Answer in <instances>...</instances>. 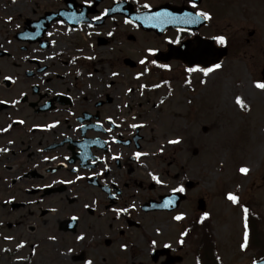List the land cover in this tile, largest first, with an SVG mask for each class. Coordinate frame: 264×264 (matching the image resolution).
Returning <instances> with one entry per match:
<instances>
[{"label":"flooded vegetation","instance_id":"af4514ba","mask_svg":"<svg viewBox=\"0 0 264 264\" xmlns=\"http://www.w3.org/2000/svg\"><path fill=\"white\" fill-rule=\"evenodd\" d=\"M196 2L197 9L191 8L189 0H92L91 7H85L83 0H61L52 12L73 15L71 24L63 19L42 24L47 11L39 6L31 9L30 16L3 22L0 100L8 103L0 104V129L12 127L0 132V148L9 149L0 152V241L11 229L53 225V232L69 239L79 251L70 256L74 263L86 264L90 259L93 264L142 260L171 264L182 259L178 264H184L189 258L196 263L202 238L198 184L189 188V179L176 164L169 165L176 169L173 174L158 166L154 169L151 113L145 97L163 85L171 88L177 79L191 89L199 82L196 75L201 72L186 71L185 64L171 56L172 50L183 47L185 51L188 42L223 34L227 47L213 40L214 44L232 52L233 36L239 33L235 24L242 27V21L230 18L227 28L219 30L224 19L219 17L225 12L217 6H231L234 0ZM145 3L150 11L164 6L181 10L183 18L186 8L205 10L213 19L194 30L182 27L184 32L148 29L134 20L135 14L150 12L142 7ZM105 9L108 16L95 20ZM250 33L242 43H250L256 34L252 31L250 37ZM177 37L179 43H169ZM149 48L156 49L157 55H148ZM145 57L148 62L141 64ZM112 72L119 75L113 77ZM141 73L149 74L148 80ZM13 101L19 103L13 105ZM19 120L25 123H13ZM134 124L144 127L134 128ZM50 125L56 126L46 130ZM138 151L149 155L138 160ZM149 172L173 184H157ZM180 184L186 191L173 193ZM122 208L129 211L117 218L113 210ZM181 213L184 219H173ZM185 231L188 235L182 236ZM79 235L85 239L78 241ZM152 241H156L154 247ZM122 245H127V251ZM21 248L25 251L26 245Z\"/></svg>","mask_w":264,"mask_h":264},{"label":"rangeland","instance_id":"374dc122","mask_svg":"<svg viewBox=\"0 0 264 264\" xmlns=\"http://www.w3.org/2000/svg\"><path fill=\"white\" fill-rule=\"evenodd\" d=\"M60 1L0 0V28L3 22L30 16L37 6L52 12L53 5ZM217 9L225 12L219 17H224L219 30L227 28L230 18L243 25L235 24L234 30L239 33L233 36V50L222 68L207 77L198 73L199 82L192 89L177 79L171 88L163 85L158 92L145 96L149 103L146 109L151 113L153 165L173 174L176 169L169 165L176 164L187 179L198 184L223 264H253L257 252L244 251L241 244L243 207L249 205L264 218V90L255 87V82H262L264 67V0H234L233 5H218ZM252 31L256 34L250 43H242ZM149 77L142 75L146 80ZM205 80L207 83H201ZM237 97L244 108L236 103ZM203 127L209 132L203 133ZM177 138L180 144H168V140ZM194 149L199 152L197 157L192 156ZM244 166L251 169L247 176L239 172ZM161 180L173 184L166 177ZM228 193L238 195L239 203L228 200ZM3 235L12 237L5 241L13 242L7 243L4 238L0 241V264H82L71 261L70 256L79 251L69 239L53 232V225L11 229ZM49 237H55V243ZM21 243L26 245L23 252ZM69 248L74 249L72 254ZM188 261L184 264H195L193 258ZM143 262L136 264H146Z\"/></svg>","mask_w":264,"mask_h":264},{"label":"snow or ice","instance_id":"6c2138e0","mask_svg":"<svg viewBox=\"0 0 264 264\" xmlns=\"http://www.w3.org/2000/svg\"><path fill=\"white\" fill-rule=\"evenodd\" d=\"M13 2H15V0H13ZM189 3H190V6L192 9H197L198 8V5H197V2L196 0H189ZM83 5L85 7H91L92 5V0H83ZM143 8L145 9H149V11L151 10L150 9V5L145 3L142 5ZM109 14V10L108 9H105L103 14L102 15H98L96 17H94L95 20H101L103 19V17L105 16H108ZM162 18H172L171 17V14L168 13V12H160V13H156L155 15H150L148 17H146L147 20H151V21H155V20H160ZM213 19V15L209 12V11H205V10H197L195 11L194 13L193 12H189V13H185V18L181 21L182 23L184 24H198L202 21H211ZM10 22V20H9ZM61 24H63L64 22L63 21H60ZM125 23H131V21H128L126 20ZM179 32H184L185 29L184 28H180L178 29ZM89 35H92V33H89ZM109 36H112L113 35V32H109L108 33ZM212 39L214 41H216V43L220 46H223V47H227L228 45V38L223 35V34H219V35H216V36H213ZM169 43H179V38L177 37L175 40H170ZM147 53L148 55H151V56H156L157 55V50L156 49H153V48H149L147 49ZM87 59H95V57H92V56H89L87 57ZM147 61V57H145L144 59H141L140 60V63L141 64H145ZM151 63H156L155 60L151 61ZM222 63H215L213 64L212 66L210 67H189L186 69V71H188L189 73L191 72H194V71H199V72H202L203 75L205 77H207L211 72L213 71H216V70H219L222 68ZM91 75V74H89ZM119 73L117 72H112V76L115 77V76H118ZM142 75V73H141ZM139 78V77H137ZM5 80H12V77H5ZM187 83H191V80L187 81ZM201 83H207V81H201ZM90 86V85H89ZM111 86V85H109ZM255 87L257 89H260V90H264V82H261V81H257L255 82ZM129 91H131V89H129ZM8 103V101H4V100H0V104H6ZM13 105H15L16 103H19V101H13L12 102ZM236 103L238 105L241 106V108H244L245 105L242 101V99L240 97H237L236 98ZM250 110V109H249ZM109 121L110 123H112L111 121V118H109ZM13 123H19V124H23L25 123L24 120H19V121H13ZM56 125H50V126H46V130L48 128H51V127H55ZM98 127H103L102 124L100 125H97ZM11 127L12 125L9 124L6 128H3V129H0V132H8L11 130ZM132 127H144V125H132ZM108 132H111L112 129L111 127H109L107 129ZM9 143H14L13 141H9ZM181 143V140L180 139H170L168 140V144H171V145H177V144H180ZM9 151V149L7 148H0V152H7ZM41 151H43V149H41ZM164 149L163 147L160 148V152L163 153ZM145 155H149V153H144V152H136L135 153V157L139 160L140 157L142 156H145ZM49 157H45V160H48ZM52 159H55L54 157ZM65 159H69L68 157H65ZM113 159H120L119 156H114ZM251 169L247 166H244V167H241L239 169V172L244 175V176H247L249 175ZM102 174V173H101ZM149 176H151L152 180L155 181L157 184H163L164 182L161 180V178L157 175H155L154 173L152 172H149ZM81 177H78V179H80ZM60 183H72V181H60ZM173 193H184L186 191L185 187L183 186V184H180L176 187H174L172 189ZM227 199L230 200L233 204H238L239 201H240V198L238 195L234 194V193H228L227 195ZM12 201H5V203H11ZM85 207H90L89 205H85ZM131 208H135V204H132L130 206ZM52 211H55V209H52ZM113 211L116 212L117 214V218L119 217V215L121 213H127L129 211V208H122V209H114ZM243 213H244V234H243V243L241 244V249L244 250V251H247L248 247H249V244H250V231H249V224H248V215H249V208L248 207H244L243 208ZM184 214L181 213V214H178L176 215L173 219H175L176 221H180L182 219H184ZM210 218V214L209 213H204V216L200 219L199 223L203 224L204 223V220L206 219H209ZM72 219H77V217H72ZM182 236H187L188 235V231H185L181 234ZM5 239H12V237H5ZM49 239H52V240H55V237H49ZM76 239L78 241H83L85 239L84 235H79L76 237ZM179 243L181 245L184 244V240L181 239L179 241ZM156 244V241H152V245L153 247L155 246ZM25 245L24 244H20L19 247H24ZM122 249L124 251H127V245H122L121 246ZM166 248H170L171 245H165ZM72 251H74V249L72 248H69L68 249V252L71 253ZM33 255H35V250H33ZM86 264H93V261L92 260H87L86 261ZM254 264H259V261H254Z\"/></svg>","mask_w":264,"mask_h":264},{"label":"water","instance_id":"95a60500","mask_svg":"<svg viewBox=\"0 0 264 264\" xmlns=\"http://www.w3.org/2000/svg\"><path fill=\"white\" fill-rule=\"evenodd\" d=\"M164 10L161 11H154L150 13L145 14H139L137 15L136 20L137 22L142 25L145 28H155V29H171V28H179V27H186L188 29H195L200 24L205 23H198V24H184L181 21L183 20L179 16V10L174 8L165 7ZM158 12H168L171 14L172 18H162L160 20H147L146 17L150 15H155ZM191 10L187 9L185 13H189ZM59 17L60 14H53L49 13L46 14V17L44 18V21L47 20V22H51L53 18ZM50 20V21H49ZM195 26V27H194ZM174 54V58L178 60H182L187 66L192 67L195 65H200L202 67H210L215 63H221L222 60L227 56V50L226 49H218L214 45H212L210 42H207L206 40L197 39L192 43H187L184 49L180 50H173L172 52ZM262 79L264 81V68L262 70ZM203 132L207 133L209 131V128L203 127ZM198 154L197 151L193 152V155L196 156ZM190 186V185H189ZM200 210L205 211L206 205L204 200H201L200 203ZM173 264V263H172ZM259 264H264V259L259 261Z\"/></svg>","mask_w":264,"mask_h":264},{"label":"trees","instance_id":"16d2710c","mask_svg":"<svg viewBox=\"0 0 264 264\" xmlns=\"http://www.w3.org/2000/svg\"><path fill=\"white\" fill-rule=\"evenodd\" d=\"M248 215V224L250 231V244L247 250H252L257 252L254 256H257V259L264 258V218L259 214L255 213L250 207ZM203 240L202 243L207 247L204 252H202L203 257L206 259L204 262L201 261L200 264H215V259L213 258V250H215V240L212 236L211 228L209 224L203 223ZM216 264H223L221 259L217 257Z\"/></svg>","mask_w":264,"mask_h":264},{"label":"bare ground","instance_id":"6f19581e","mask_svg":"<svg viewBox=\"0 0 264 264\" xmlns=\"http://www.w3.org/2000/svg\"><path fill=\"white\" fill-rule=\"evenodd\" d=\"M177 125V124H176Z\"/></svg>","mask_w":264,"mask_h":264}]
</instances>
